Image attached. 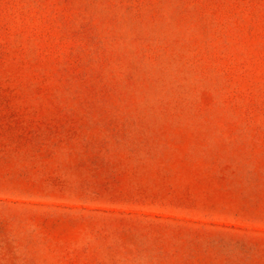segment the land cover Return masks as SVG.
<instances>
[{
    "label": "rangeland",
    "instance_id": "1",
    "mask_svg": "<svg viewBox=\"0 0 264 264\" xmlns=\"http://www.w3.org/2000/svg\"><path fill=\"white\" fill-rule=\"evenodd\" d=\"M0 264H264V0H0Z\"/></svg>",
    "mask_w": 264,
    "mask_h": 264
}]
</instances>
